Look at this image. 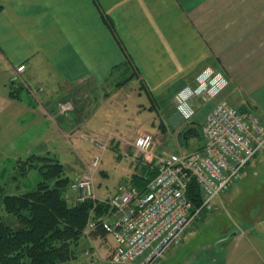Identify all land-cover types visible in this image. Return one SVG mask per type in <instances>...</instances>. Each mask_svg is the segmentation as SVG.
<instances>
[{
	"label": "crops",
	"instance_id": "1",
	"mask_svg": "<svg viewBox=\"0 0 264 264\" xmlns=\"http://www.w3.org/2000/svg\"><path fill=\"white\" fill-rule=\"evenodd\" d=\"M127 63L133 75L122 82ZM19 64L25 65L22 78L26 84L21 82L23 88L14 95L7 88L1 98L31 116L43 112L45 120L49 117L46 112L52 111L49 104H43L53 89L64 90L73 84L96 91L109 84L100 94H89L85 105L69 103L65 116L70 119L64 123L69 127L82 117L77 128H92L87 125L99 105L105 104L110 112H123L130 99L143 94L149 100L148 109L172 112L170 119L174 118L179 129L184 121L177 115L176 94L195 86L197 74L205 68L222 71L232 86L227 96L236 98L237 91H245L246 107L264 118V103L257 98L264 89V0H0V68L8 70L9 81ZM66 91L64 95L71 98L74 90ZM215 99L207 103L191 99L190 106L193 112H207ZM87 105L91 111L83 112ZM29 119L33 121V117ZM192 120L183 130L199 125ZM165 123H159L161 133L156 136L154 154L157 145L169 142L180 149L181 142L174 137L178 130L163 127ZM46 128L51 130V124ZM172 130L174 134L169 136ZM109 134L113 140L114 134ZM124 144L126 149L132 148L126 141ZM138 161L141 171L134 175H146L153 161ZM100 170L106 176L102 167ZM106 190L110 195L114 187L101 191ZM109 235L94 232L81 242L101 260L114 247ZM85 262L81 257L71 264Z\"/></svg>",
	"mask_w": 264,
	"mask_h": 264
},
{
	"label": "rangeland",
	"instance_id": "2",
	"mask_svg": "<svg viewBox=\"0 0 264 264\" xmlns=\"http://www.w3.org/2000/svg\"><path fill=\"white\" fill-rule=\"evenodd\" d=\"M22 73L17 72L15 67L19 81L26 84ZM8 85L9 72L0 68V185L9 193H20L35 186L41 179L39 170L27 166L28 169L21 175L20 164H26L24 161L29 156L45 155L63 164L65 174L69 178L64 195L69 203H74L77 200L75 193L69 189L70 182L89 169L92 155L100 154L99 168L91 170L95 196L93 200L104 202L109 197V191H101L103 188L108 187L111 191L122 180L137 182L133 176L141 171V161L138 160L145 158L148 162L153 161L150 168L156 169L161 155L177 151L174 144L169 142L166 146L157 145L154 154V142L157 134L161 133L158 129L160 122L165 120L167 124H163V127L170 125L168 127L170 130L173 127L174 130H178L177 136H174L178 144L181 142V130L190 122L182 119L184 122H181L182 125L179 124L178 129L174 118L170 119L172 112H156L148 109L149 100L142 94L130 99L123 112H110L105 104L99 105L101 108L97 109L94 119H91L87 125L92 128L88 129L84 126L77 128V124H82V117L77 118L76 124L72 123L69 127L64 123L70 119V115L65 116L68 111L59 110L60 104L72 103L74 107L79 104L85 105L89 94H100L103 87L104 91L107 90L108 83L102 87L98 86L96 91L91 88L86 91L87 89L84 88L86 86L79 87L73 84L66 85L64 90L59 87L53 89L49 101L42 103L44 106L49 104L52 111L46 112L49 115L47 120L43 119V112H33L31 116V113L20 109L19 106L5 104V100L3 101L1 97ZM229 88L231 89L232 86L229 85L226 92L223 91L214 103L217 100L227 99L235 105L242 103L241 105L246 106L247 93L242 90L237 91L236 98L231 99L227 96ZM66 90H74L71 91V98L64 95L67 94ZM260 92L257 101L264 103V89ZM21 94L26 96V91L22 89ZM105 102L108 103V100ZM35 103L38 104L40 101L35 100ZM87 107L88 110L85 109L83 112L91 111V107L87 105L85 108ZM195 113L194 121L201 124L206 112ZM179 114L177 112V115ZM32 117L31 122L29 118ZM47 123L51 124V130L48 132L45 131ZM174 130L170 131L172 134L169 136L174 134ZM110 132L114 134L113 140ZM139 132L152 135V147L148 152H135L133 142ZM107 134L110 138L104 139ZM201 140L190 137L187 144L180 143L178 150L181 152L193 150L201 144ZM124 141L131 144L130 150L126 149ZM97 142L102 143L104 148H100ZM34 162L37 164L38 160ZM100 167L107 172L106 176L100 175L102 172ZM214 205L212 210L203 212L195 224L184 232L179 244L170 246L164 252L159 264H264V151L256 154L247 163L240 178L232 181L229 189L215 198ZM93 233L94 231L85 226L82 237L92 236ZM81 238L77 245L76 257L64 264H71L81 257L87 264L90 260L97 264H117L110 261L108 252L105 253L106 255L102 252V256H105L101 260L90 250L89 255H85L84 251L90 249V246L84 245ZM108 238L112 242L111 234Z\"/></svg>",
	"mask_w": 264,
	"mask_h": 264
},
{
	"label": "built area",
	"instance_id": "3",
	"mask_svg": "<svg viewBox=\"0 0 264 264\" xmlns=\"http://www.w3.org/2000/svg\"><path fill=\"white\" fill-rule=\"evenodd\" d=\"M24 64L16 66L17 72ZM19 74V73H18ZM228 85L222 71L205 68L196 76V84L176 94L177 110L186 112L187 100L207 103ZM69 103L59 110H68ZM191 113L184 118L190 119ZM202 144L190 151L163 154L156 173L146 181L143 190L121 181L104 201L109 206L106 217L86 224L89 230L101 228L111 234L114 247L110 261L117 264H159L161 256L181 241L205 211L212 210L215 198L238 180L243 168L258 153L264 151V118L252 109L241 110L227 99L217 100L206 112L201 123ZM100 148L104 145L97 142ZM135 152H148L152 135L143 132L133 142ZM100 154L91 157L89 169L70 182L69 189L77 201L94 199L91 170L100 166ZM194 181L200 192V204L195 206L186 195ZM89 250L84 252L89 255ZM89 264H97L90 260Z\"/></svg>",
	"mask_w": 264,
	"mask_h": 264
},
{
	"label": "trees",
	"instance_id": "4",
	"mask_svg": "<svg viewBox=\"0 0 264 264\" xmlns=\"http://www.w3.org/2000/svg\"><path fill=\"white\" fill-rule=\"evenodd\" d=\"M105 21L115 34L112 23L107 18ZM130 69L127 63L122 82L133 75ZM20 83L16 75L9 81L10 95L23 88ZM180 140L184 145L182 137ZM24 162L20 174L31 166L39 170L41 179L32 189L20 193H9L0 185V264H64L76 257L88 221L99 222L110 211L109 206L93 199L69 203L64 195L69 178L55 158L32 155ZM147 171L146 175L133 176L137 182L132 183L140 190L156 173L153 168ZM186 195L195 206L200 204L196 182L189 184ZM93 231L104 233L101 228Z\"/></svg>",
	"mask_w": 264,
	"mask_h": 264
},
{
	"label": "water",
	"instance_id": "5",
	"mask_svg": "<svg viewBox=\"0 0 264 264\" xmlns=\"http://www.w3.org/2000/svg\"><path fill=\"white\" fill-rule=\"evenodd\" d=\"M239 108L241 110H244L245 109V105H240ZM190 137L201 138V133H200V130H199V128L197 126H194V125L188 126L182 132V139L184 140L185 144H187L188 139Z\"/></svg>",
	"mask_w": 264,
	"mask_h": 264
},
{
	"label": "bare ground",
	"instance_id": "6",
	"mask_svg": "<svg viewBox=\"0 0 264 264\" xmlns=\"http://www.w3.org/2000/svg\"><path fill=\"white\" fill-rule=\"evenodd\" d=\"M186 231V230H185ZM184 234V233H183ZM182 237H183V235H182ZM181 240H182V238H181Z\"/></svg>",
	"mask_w": 264,
	"mask_h": 264
}]
</instances>
